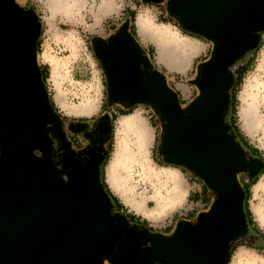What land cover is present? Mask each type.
Instances as JSON below:
<instances>
[{
    "label": "water",
    "instance_id": "obj_1",
    "mask_svg": "<svg viewBox=\"0 0 264 264\" xmlns=\"http://www.w3.org/2000/svg\"><path fill=\"white\" fill-rule=\"evenodd\" d=\"M170 9L186 28L217 44L198 81L204 96L188 115L179 114L162 77L138 70L140 52L127 24L111 49L99 40L96 46L110 77L111 101L152 103L168 121L161 148L167 159L192 168L219 192L212 216L201 214L195 228L181 221L174 240L129 229L124 217L110 215L112 205L98 183L103 156L94 149L88 150L87 166L65 150L63 172L70 182L61 180L45 123L54 124L63 146L69 141L51 114L34 64L39 26L12 0H0V264H102L100 254H109L119 239L115 263L152 264L154 254L162 264H223L227 240L246 230L243 192L234 174L250 168L255 175L262 165L244 161L239 145L226 135L222 113L232 82L226 67L258 43L251 32L264 29V0H173ZM109 130L105 117L97 133ZM34 148L42 150V159L32 155ZM140 240H151L153 247L142 250Z\"/></svg>",
    "mask_w": 264,
    "mask_h": 264
},
{
    "label": "clouds",
    "instance_id": "obj_2",
    "mask_svg": "<svg viewBox=\"0 0 264 264\" xmlns=\"http://www.w3.org/2000/svg\"><path fill=\"white\" fill-rule=\"evenodd\" d=\"M12 2L20 12L34 16L39 26L34 64L51 114L61 122L66 139L69 133L74 137L73 156L87 166L88 149H97V142L105 141L99 144L103 159L98 165V183L112 205L110 215L124 217L129 229L147 230L153 237L168 240L176 238L181 221L195 228L201 214L212 216L219 192L195 170L170 161L161 151L168 121L157 108L143 99L134 104L111 101L110 77L96 41L111 49L113 38L127 24V35L140 52L138 70L162 77L164 87L176 98L179 114L185 116L204 96L198 81L202 68L214 59L216 41L186 28L171 12L173 0ZM251 35L258 37L256 46L244 49L226 67L232 82L222 124L227 137L244 153V161L255 160L262 167L255 175L250 168L234 174L243 192L246 230L227 240L223 264H264V29H254ZM105 117L110 130L98 137L97 127ZM81 125L86 126L84 130H72ZM44 127L55 153L52 162L67 184L70 177L63 172L66 151L54 124L48 121ZM32 155L42 159L44 154L34 148ZM189 216L194 218L189 221ZM152 247L151 240L141 244L142 250ZM100 260L115 264L113 256Z\"/></svg>",
    "mask_w": 264,
    "mask_h": 264
},
{
    "label": "flooded vegetation",
    "instance_id": "obj_3",
    "mask_svg": "<svg viewBox=\"0 0 264 264\" xmlns=\"http://www.w3.org/2000/svg\"><path fill=\"white\" fill-rule=\"evenodd\" d=\"M126 30H127V28H126ZM102 45L104 47H106L104 44H102ZM85 127L86 126H83V125H81V126H73V129L72 130L75 131V132H78V131L84 130ZM105 134L96 133V135L98 137H103ZM68 139H69V144L67 146H63L61 144V147H62V149H65V150H73L74 137L71 135V133L68 134ZM105 139H107V138H105ZM104 142H105L104 140L98 141L97 142V144H98L97 149L96 148H89L88 150L94 149L95 151H99L100 150L99 152H102L103 151V146L100 145V149H99V144H103ZM93 143L95 144V141H93ZM76 146L77 147H80V145L78 143L76 144ZM193 218H194V216L193 217H189L188 220L191 221ZM140 241H141V244H142V242L144 240H140ZM120 245H121V239H119L118 241H115L114 244H113V246H112V249H111V252L109 253V255H102V259H109V260H111L112 259V256L115 258L116 255H117V253H118V251H119ZM148 261H150L152 264H162V262L164 261V259L158 258L154 254H151ZM115 264H121V263H115ZM130 264H134V263L131 262Z\"/></svg>",
    "mask_w": 264,
    "mask_h": 264
},
{
    "label": "crops",
    "instance_id": "obj_4",
    "mask_svg": "<svg viewBox=\"0 0 264 264\" xmlns=\"http://www.w3.org/2000/svg\"><path fill=\"white\" fill-rule=\"evenodd\" d=\"M197 198H199V197H197ZM204 200H205V203L210 202V201H209V197L207 196V189H206V188H205ZM188 218H189V217H188Z\"/></svg>",
    "mask_w": 264,
    "mask_h": 264
},
{
    "label": "trees",
    "instance_id": "obj_5",
    "mask_svg": "<svg viewBox=\"0 0 264 264\" xmlns=\"http://www.w3.org/2000/svg\"><path fill=\"white\" fill-rule=\"evenodd\" d=\"M129 31L134 33V29L129 28ZM206 189H207V188H206ZM196 198H197V197H196Z\"/></svg>",
    "mask_w": 264,
    "mask_h": 264
},
{
    "label": "rangeland",
    "instance_id": "obj_6",
    "mask_svg": "<svg viewBox=\"0 0 264 264\" xmlns=\"http://www.w3.org/2000/svg\"><path fill=\"white\" fill-rule=\"evenodd\" d=\"M189 217H193V216H189ZM171 229H168L167 231H170Z\"/></svg>",
    "mask_w": 264,
    "mask_h": 264
}]
</instances>
